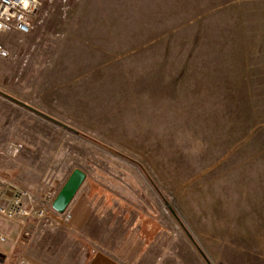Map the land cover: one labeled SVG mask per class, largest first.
I'll return each mask as SVG.
<instances>
[{
  "label": "rangeland",
  "instance_id": "rangeland-1",
  "mask_svg": "<svg viewBox=\"0 0 264 264\" xmlns=\"http://www.w3.org/2000/svg\"><path fill=\"white\" fill-rule=\"evenodd\" d=\"M0 43V178L54 201L88 175L24 258L84 264L83 206L118 264H264V0H44Z\"/></svg>",
  "mask_w": 264,
  "mask_h": 264
},
{
  "label": "built area",
  "instance_id": "built-area-1",
  "mask_svg": "<svg viewBox=\"0 0 264 264\" xmlns=\"http://www.w3.org/2000/svg\"><path fill=\"white\" fill-rule=\"evenodd\" d=\"M43 3L44 0H0V36L13 32L31 34L37 27L38 13ZM10 57L9 49L0 43V59ZM21 147L22 145L13 143L8 152L15 156ZM58 215L53 209V201L39 200L31 191L20 189L0 178V217L18 221L23 226V236L29 237L33 228H55L64 224V221L57 218ZM71 217V214H66L65 222ZM0 241L5 242L6 238L0 236Z\"/></svg>",
  "mask_w": 264,
  "mask_h": 264
},
{
  "label": "crops",
  "instance_id": "crops-1",
  "mask_svg": "<svg viewBox=\"0 0 264 264\" xmlns=\"http://www.w3.org/2000/svg\"><path fill=\"white\" fill-rule=\"evenodd\" d=\"M14 33L15 32L9 33L8 35ZM5 46L7 47V45ZM7 61H9V59H0V67H5L7 65ZM2 74L3 73L0 72L1 77ZM44 116L47 117L46 115ZM97 215L100 214L92 215L89 209H83V206L82 208H76L75 212L73 213V217H71V220L69 221L67 234H76L78 239H88L89 244H98V248L91 247L92 245H90V248L87 247L89 248V252H87V256L84 259V264H118L117 260L111 257L109 254L126 252L124 250L126 245H123L120 250L118 249L115 252L108 247L105 240H101L102 238L107 237V234L104 232L105 227L107 226L104 224L105 220L103 218L96 217ZM91 220H93L94 223ZM91 222L93 224H90ZM21 231L22 227L18 221H10L0 217V236H4L6 238L5 242L0 241V264H8L12 261L18 264H22L24 261L29 262V264H37V262L35 263L32 258L28 259L22 256L26 254L28 249L20 248L19 243L22 234Z\"/></svg>",
  "mask_w": 264,
  "mask_h": 264
},
{
  "label": "water",
  "instance_id": "water-1",
  "mask_svg": "<svg viewBox=\"0 0 264 264\" xmlns=\"http://www.w3.org/2000/svg\"><path fill=\"white\" fill-rule=\"evenodd\" d=\"M87 176V173L80 168L73 170L53 201V209L57 213L63 214L69 208L77 193L87 180Z\"/></svg>",
  "mask_w": 264,
  "mask_h": 264
},
{
  "label": "trees",
  "instance_id": "trees-1",
  "mask_svg": "<svg viewBox=\"0 0 264 264\" xmlns=\"http://www.w3.org/2000/svg\"><path fill=\"white\" fill-rule=\"evenodd\" d=\"M88 138L90 140L95 141L98 144H101V143H99L98 141H96L95 139H93L91 137H88ZM64 240L65 239L61 235L59 237H53L52 235H48L45 238V244H44L43 247H49L48 251L52 255H56L60 251L61 247L63 246Z\"/></svg>",
  "mask_w": 264,
  "mask_h": 264
}]
</instances>
